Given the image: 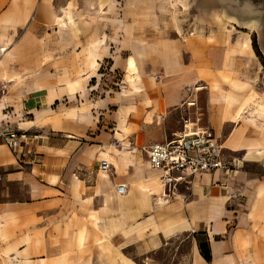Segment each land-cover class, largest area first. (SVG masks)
<instances>
[{
    "label": "crops",
    "instance_id": "1",
    "mask_svg": "<svg viewBox=\"0 0 264 264\" xmlns=\"http://www.w3.org/2000/svg\"><path fill=\"white\" fill-rule=\"evenodd\" d=\"M188 1L131 42L124 12L100 27L98 0H0V130L29 137L0 143V264H156L182 234L179 264H264V0ZM106 63L137 90L94 96ZM198 127L231 169L166 198L144 148Z\"/></svg>",
    "mask_w": 264,
    "mask_h": 264
},
{
    "label": "rangeland",
    "instance_id": "2",
    "mask_svg": "<svg viewBox=\"0 0 264 264\" xmlns=\"http://www.w3.org/2000/svg\"><path fill=\"white\" fill-rule=\"evenodd\" d=\"M84 2L85 1H83V3ZM186 3V0H166L163 3L160 1L156 2V0H98L99 24L100 27L107 32V23L114 19L116 20L117 24V20L123 18L122 14L124 12L126 13V20H129L132 26L130 40L131 42H135L138 41L139 32L143 33L144 35V30L159 27V25L161 24V17L159 16V14L162 8L163 12L167 14L164 15V23H169L172 20V16L176 15V13L182 7L183 9L191 10L194 14V12H196L194 7L195 1H190L187 4L189 6H187ZM83 6L84 9L89 10L88 7H85V4ZM193 17L195 21L196 16L194 15ZM149 34L150 33L147 34V41L155 39V35L157 37L160 36L159 38L172 37V35L169 33H167L168 37H165L162 32H154L151 35ZM188 36L191 39L198 40L202 37V33L195 31L189 33ZM254 39L255 38H253V41ZM124 56H128V52H125ZM100 72L101 74H104V76L102 77V82L99 85L98 90L94 93V96H96L97 98H101L102 95H105L108 92L111 94H120L122 93L124 87L137 90L138 84L141 83L140 77H138L137 75H135L134 78H131L130 71H111L110 65H108V63L102 66ZM96 84L97 83L94 80L90 83V86L94 87L96 86ZM136 98L137 97L131 96L130 100L133 101V99ZM118 108L119 107H115V110H117ZM175 120L176 118L174 117L172 119V122L175 123ZM118 150H122V148L120 147ZM192 248V236L190 234H182L173 241V244L168 246L167 251L157 253L154 260H156V264H179L184 259V257L190 255Z\"/></svg>",
    "mask_w": 264,
    "mask_h": 264
},
{
    "label": "built area",
    "instance_id": "3",
    "mask_svg": "<svg viewBox=\"0 0 264 264\" xmlns=\"http://www.w3.org/2000/svg\"><path fill=\"white\" fill-rule=\"evenodd\" d=\"M5 95L6 89H0V99ZM28 139V135L10 125L0 130V143L16 154H21ZM144 149L149 154L150 168L161 173L166 198L175 194L178 183L187 176L195 177L218 169H231L230 163L224 160L222 143L215 139L210 130L203 127L185 129L179 136L165 143H156ZM101 169L108 172L110 163L103 160ZM125 191V185L118 186L119 193ZM233 199L238 200L239 196L234 195Z\"/></svg>",
    "mask_w": 264,
    "mask_h": 264
},
{
    "label": "trees",
    "instance_id": "4",
    "mask_svg": "<svg viewBox=\"0 0 264 264\" xmlns=\"http://www.w3.org/2000/svg\"><path fill=\"white\" fill-rule=\"evenodd\" d=\"M254 48L257 51V53L260 54L256 40H254Z\"/></svg>",
    "mask_w": 264,
    "mask_h": 264
}]
</instances>
